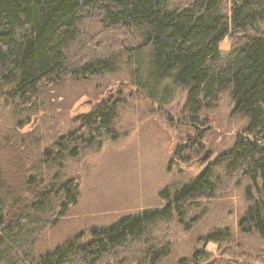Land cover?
I'll return each instance as SVG.
<instances>
[{
  "label": "trees",
  "instance_id": "1",
  "mask_svg": "<svg viewBox=\"0 0 264 264\" xmlns=\"http://www.w3.org/2000/svg\"><path fill=\"white\" fill-rule=\"evenodd\" d=\"M225 38L230 46L221 50ZM122 53L147 66L149 95L165 100L174 87L185 89L190 115L228 91L232 112L246 119L241 133L189 181L163 189L164 206L93 226L89 237L73 233L37 257L44 231L79 195L76 179L64 178L65 160L113 136L116 111L98 103L44 149L33 136L6 134L0 139V264H156L168 251L173 217L182 220L242 177L257 193L249 195L240 227L264 238V0H0V95L13 108L31 107L44 86L64 78L114 71ZM197 139L187 147L201 146ZM224 231L207 238L217 254L199 248L175 264H264V252L249 263L220 245Z\"/></svg>",
  "mask_w": 264,
  "mask_h": 264
},
{
  "label": "rangeland",
  "instance_id": "2",
  "mask_svg": "<svg viewBox=\"0 0 264 264\" xmlns=\"http://www.w3.org/2000/svg\"><path fill=\"white\" fill-rule=\"evenodd\" d=\"M229 46L226 38L219 43L221 50ZM146 68L122 53L114 71L64 78L46 85L29 108H13L6 103L5 94L0 95V139L6 134L14 138L20 134L33 136L39 149L52 146L76 128L79 115L98 103H112L116 111L113 136L105 134L100 144L65 160L64 178L76 179L79 195L44 231L33 256L52 250L73 233L84 231L89 237L93 226L108 225L145 208L164 206L166 199L160 194L163 189L173 191L189 181L230 148L241 133L246 119L232 112L228 91L190 115L185 109L186 90L182 87H174V94L165 100L148 94L144 89L149 83ZM196 137L202 145L190 146ZM179 144L185 147L174 155ZM207 150L208 160L202 161ZM2 152L11 151L4 148ZM8 163L16 166L11 157ZM256 193L251 181L242 177L182 220L174 216L168 224V251L156 264H175L199 248L217 254L218 245L207 238L224 230L220 245L225 249L244 254L247 261L261 257L264 238L240 227L242 216L252 204L249 195L255 197Z\"/></svg>",
  "mask_w": 264,
  "mask_h": 264
},
{
  "label": "water",
  "instance_id": "3",
  "mask_svg": "<svg viewBox=\"0 0 264 264\" xmlns=\"http://www.w3.org/2000/svg\"><path fill=\"white\" fill-rule=\"evenodd\" d=\"M210 154V150H207L204 155L201 156V160L206 159Z\"/></svg>",
  "mask_w": 264,
  "mask_h": 264
},
{
  "label": "flooded vegetation",
  "instance_id": "4",
  "mask_svg": "<svg viewBox=\"0 0 264 264\" xmlns=\"http://www.w3.org/2000/svg\"><path fill=\"white\" fill-rule=\"evenodd\" d=\"M204 160H208V157L206 159H204ZM204 160H202V161H204Z\"/></svg>",
  "mask_w": 264,
  "mask_h": 264
}]
</instances>
